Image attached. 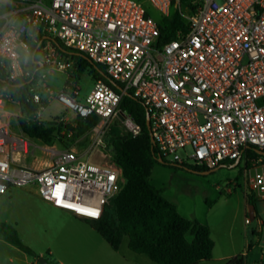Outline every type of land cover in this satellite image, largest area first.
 <instances>
[{
    "label": "built area",
    "instance_id": "2783aa9c",
    "mask_svg": "<svg viewBox=\"0 0 264 264\" xmlns=\"http://www.w3.org/2000/svg\"><path fill=\"white\" fill-rule=\"evenodd\" d=\"M174 14L185 27L159 43V22ZM55 40L103 65L124 85L118 93L98 81L84 102L64 91L57 100L103 124L124 120L137 136L141 127L119 105L126 93L139 98L163 161L170 157L173 164L214 169L242 161L250 146L264 152V0H0V72L9 81L30 76L29 57L43 41L38 58L43 68L67 70L70 63L60 60ZM31 91L40 103L41 95ZM16 115L0 96V195L33 185L55 207L99 220L123 187L121 168L90 163L72 151L43 168L21 164L27 142L8 121ZM104 146L102 134L96 135L92 147ZM247 161L248 195L264 200V155ZM57 185L65 194L59 203ZM89 209L99 215L88 216Z\"/></svg>",
    "mask_w": 264,
    "mask_h": 264
},
{
    "label": "rangeland",
    "instance_id": "374dc122",
    "mask_svg": "<svg viewBox=\"0 0 264 264\" xmlns=\"http://www.w3.org/2000/svg\"><path fill=\"white\" fill-rule=\"evenodd\" d=\"M61 55L60 60L69 62L70 67L65 71L43 68L36 84L38 89L47 93L49 101L37 118L57 126L73 123L76 117L74 111L57 100L58 93L66 87L69 77L70 85L65 92L81 102L86 100L95 84L88 72L78 74L71 58ZM0 96L6 100L7 110L19 112L16 102L8 99V96ZM17 119L16 115L8 118V121L12 132L27 142V152H23L20 159L22 163L24 161L29 166L42 168L55 162L59 154L72 147H64L59 142L64 131L58 132L49 145L28 137L21 131ZM114 132L127 135L130 133V123L119 118L106 124L100 120L96 127L77 140L74 153L82 160L96 165L113 163V149L108 140ZM98 134H102L105 143L102 148L92 147L93 139ZM245 159L244 156L238 166L217 167L210 174L202 175L189 170L193 167L191 164L186 165L187 168H172L170 165L173 162L169 157L164 161L165 164L155 165L151 182L163 191V195L177 207L183 217L196 220L211 229L216 243L215 251L250 249L256 251L252 260L261 263L264 215L259 223V219L251 214L247 199L249 180L245 173ZM251 197L257 198L255 194ZM247 219L249 223H246ZM0 222L12 225L24 244L35 253V256L28 255L0 236V264H40L39 258H44L49 264H125L126 260L127 264H155L147 256L132 252L128 247V237L123 239L119 250H114L91 226L92 220L53 208L38 195L33 185L11 187L7 194L0 195ZM256 230L258 232L255 235L253 231Z\"/></svg>",
    "mask_w": 264,
    "mask_h": 264
},
{
    "label": "trees",
    "instance_id": "16d2710c",
    "mask_svg": "<svg viewBox=\"0 0 264 264\" xmlns=\"http://www.w3.org/2000/svg\"><path fill=\"white\" fill-rule=\"evenodd\" d=\"M184 27L185 23L179 14L161 20L159 43L163 44L173 39L176 31ZM42 39L43 36L39 35V42ZM44 44L45 41L38 50L36 45L31 52L27 64V68L30 69L28 78L11 82L3 71L0 72V94L19 104L21 115L17 121L25 135L49 145L55 140L58 132L64 131L58 140L64 147L69 148L96 127L100 119L96 115L83 117L76 114L73 123L57 126L37 118L40 110L49 103L47 93L36 87L41 74L36 61L39 60L38 55ZM53 45L59 53L71 58L78 74L88 72L94 82L102 81L118 93L120 90L117 86L124 88V85L108 75L103 65L64 46L58 40H55ZM70 80L71 77L66 87L70 85ZM3 88H6V91ZM32 88L41 95L40 103L32 100ZM66 90L64 88V91ZM119 108L141 127V133L134 136L130 132L123 136L114 132L109 137V146L113 149L112 161L121 168L125 182L120 192L110 199L102 217L99 220H92L91 226L114 250H119L123 239L128 237L129 249L136 254L147 256L155 264H200L211 261L215 247L211 229L196 220L183 217L177 207L163 195V191L151 182L152 171L155 165L160 163L147 127V107L139 98L128 94L122 96ZM251 155L257 156L252 146L244 151V156L248 159L254 157ZM235 162H222L217 167L221 165L232 167ZM170 166L174 169L187 168L186 165L179 164ZM251 167V163L247 161L245 169ZM189 170L201 172L212 169L190 167ZM247 199L252 215L255 216L256 201L251 195H248ZM0 236L26 254L35 256L33 250L24 244L17 230L9 223L0 222ZM242 258V255L235 257L231 264H243Z\"/></svg>",
    "mask_w": 264,
    "mask_h": 264
},
{
    "label": "crops",
    "instance_id": "0c3cea01",
    "mask_svg": "<svg viewBox=\"0 0 264 264\" xmlns=\"http://www.w3.org/2000/svg\"><path fill=\"white\" fill-rule=\"evenodd\" d=\"M67 89V87H65ZM64 91V89L62 90ZM65 92V91H64ZM66 93V92H65ZM69 95V93H66ZM17 103V102H16ZM17 105L19 106V104L17 103ZM19 112L16 113L17 116L19 117L21 115V110H20V106H19ZM41 112V111H40ZM79 140V139H78ZM65 151H72L74 152V146H72L71 148L69 149H65ZM58 152V151H57ZM60 155L57 156V158L59 157ZM57 158H55V160H57ZM21 164L23 165H26L28 167H32L33 165L29 166L27 164H25V162L23 161H20ZM32 168H35V167H32ZM43 168V167H42ZM255 201H256V214L254 217L258 218L259 219V223H261V216L264 215V200L263 199H260V198H254ZM46 201V200H45ZM49 205H51L53 208L55 209H58V210H61L63 212H66L72 216H75V217H78L76 216L74 213L70 212V211H67V210H63V209H59L57 207H55L52 203L46 201ZM251 214H252V211H251ZM78 218H81V217H78ZM249 219L246 220V223H249ZM257 230L256 231H253V234H257ZM212 233V232H211ZM252 245H250V248H251ZM216 250V243H215V247H214V251H213V257H212V260L213 262H216V264H231L232 260L235 258V257H238L240 255L243 256L242 258V261H243V264H264V251H262V256L260 257V261L261 263H256L252 260V255L253 253H255L256 251H215ZM140 255V254H139ZM125 260V259H124ZM209 262V261H208ZM125 264H127V260L125 261Z\"/></svg>",
    "mask_w": 264,
    "mask_h": 264
},
{
    "label": "water",
    "instance_id": "95a60500",
    "mask_svg": "<svg viewBox=\"0 0 264 264\" xmlns=\"http://www.w3.org/2000/svg\"><path fill=\"white\" fill-rule=\"evenodd\" d=\"M36 63L40 66V69H43V65H42V63L39 60H37ZM117 88H118V90L122 91L121 87L117 86ZM128 94L129 93H126L125 95H128ZM147 127H148V131H149V134H150V137H151V143H152V146L154 148V140H153V137H152V134H151V130H150V117H149V112L148 111H147ZM255 152L258 153V154L264 155V152H262V151L255 150ZM158 162L160 164H165V162L163 161V159L160 156H158ZM239 162H240V160H237L235 162V164L232 165V167L236 166ZM220 167H224V166L221 165ZM215 169H217V168H214V169L208 170V171H201V172L195 171V172L198 173V174H202V175H208L211 172H213ZM39 263L40 264H49L44 258H39Z\"/></svg>",
    "mask_w": 264,
    "mask_h": 264
},
{
    "label": "snow or ice",
    "instance_id": "6c2138e0",
    "mask_svg": "<svg viewBox=\"0 0 264 264\" xmlns=\"http://www.w3.org/2000/svg\"><path fill=\"white\" fill-rule=\"evenodd\" d=\"M63 188L62 185H57V190L56 192L54 193L55 196L57 197V202L59 203L61 198L65 195L61 189ZM4 189L3 188H0V192H2ZM66 207H73V205L71 204H68V205H65ZM81 211H85L84 209H81ZM86 214L88 216H91V217H97L99 215V212L97 210H94V209H89V210H86Z\"/></svg>",
    "mask_w": 264,
    "mask_h": 264
}]
</instances>
